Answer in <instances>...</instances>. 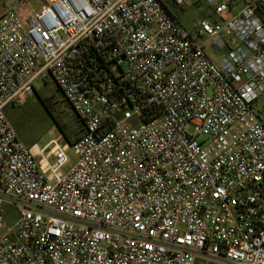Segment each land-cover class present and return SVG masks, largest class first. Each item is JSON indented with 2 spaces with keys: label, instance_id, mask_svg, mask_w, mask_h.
Returning a JSON list of instances; mask_svg holds the SVG:
<instances>
[{
  "label": "built area",
  "instance_id": "obj_1",
  "mask_svg": "<svg viewBox=\"0 0 264 264\" xmlns=\"http://www.w3.org/2000/svg\"><path fill=\"white\" fill-rule=\"evenodd\" d=\"M167 1L207 13L189 31ZM202 38L223 40L217 61ZM47 78L84 132L35 152L6 109ZM263 94L264 0L6 11L0 264H264Z\"/></svg>",
  "mask_w": 264,
  "mask_h": 264
},
{
  "label": "rangeland",
  "instance_id": "obj_2",
  "mask_svg": "<svg viewBox=\"0 0 264 264\" xmlns=\"http://www.w3.org/2000/svg\"><path fill=\"white\" fill-rule=\"evenodd\" d=\"M46 3L47 0H25L22 2H19V0H0V11L2 9L9 10L14 8L19 14H27L31 11H40ZM166 3L179 15L181 23L189 31H192L194 25L202 19V13L205 11L203 10L205 9L204 6L202 8L188 6L182 11L173 3L169 1ZM199 41L205 43L207 38H202ZM210 46L211 43L209 42L206 46L207 52L210 57H214L215 54L212 53V47ZM42 99H47V102L51 103V112L44 106L41 101ZM254 111L256 116L264 121V94L255 104ZM6 113L9 120L13 123L19 139L35 152H38L51 140L55 139H58L62 144H69L63 135H61L55 124V120L65 121L72 128L73 113L51 80L36 82L34 94L28 97L26 102L17 107L9 106ZM72 137L73 135H71V140ZM67 156L69 164L63 169L64 172L68 171L76 163V157L71 148L68 149ZM50 163L53 164V160H50ZM7 221L10 223L9 220Z\"/></svg>",
  "mask_w": 264,
  "mask_h": 264
},
{
  "label": "crops",
  "instance_id": "obj_3",
  "mask_svg": "<svg viewBox=\"0 0 264 264\" xmlns=\"http://www.w3.org/2000/svg\"><path fill=\"white\" fill-rule=\"evenodd\" d=\"M205 9H203V10H205L203 13H202V17L201 18H204V16H205V14L207 13V8H206V6L204 7ZM10 10V9H9ZM173 10V9H172ZM202 10V9H201ZM6 11H8V9H2L1 11H0V16L2 15V14H4ZM177 14V13H176ZM216 40H218V42H216ZM211 43V46L210 47H212V49H211V51H212V53L213 54H215L214 55V57H212L211 56V58H213L215 61H217L218 60V56L220 55V53L222 54L223 53V40L222 39H214V40H210V39H208L207 38V41L204 43L205 44V48H206V50H207V44L208 43ZM214 44H217L218 46H220L221 47V49H216L215 47H214ZM209 54V53H208ZM48 80H50L49 78H47L46 80H45V82H47ZM6 111H7V109H6ZM72 111V110H71ZM73 113V112H72ZM6 115H7V113H6ZM74 113H73V120H72V122H73V126H72V128L71 129H73V130H75V131H77L78 132V136H81L82 134H83V132H84V128H83V125H82V123L81 122H76V120L74 119ZM77 118V117H76ZM74 140H76V137L75 136H73L72 137V140H71V142H73ZM45 147V146H44Z\"/></svg>",
  "mask_w": 264,
  "mask_h": 264
},
{
  "label": "trees",
  "instance_id": "obj_4",
  "mask_svg": "<svg viewBox=\"0 0 264 264\" xmlns=\"http://www.w3.org/2000/svg\"><path fill=\"white\" fill-rule=\"evenodd\" d=\"M58 92H59V90H58ZM41 101L44 104V106L51 112V110H50L51 103L50 102L48 103L47 99H42ZM74 119L76 120V122H81L78 118H76V116H74ZM55 124H56L57 128L59 129L61 135H63V137L68 141L69 144L72 143L71 142V135L75 136L76 139L79 137L78 132L71 129V125L69 126L68 124L65 123V121L55 120Z\"/></svg>",
  "mask_w": 264,
  "mask_h": 264
}]
</instances>
